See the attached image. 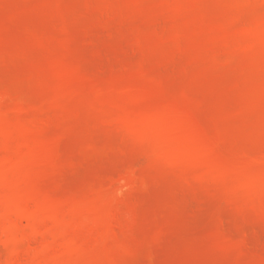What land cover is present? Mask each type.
<instances>
[{
  "label": "rangeland",
  "instance_id": "1",
  "mask_svg": "<svg viewBox=\"0 0 264 264\" xmlns=\"http://www.w3.org/2000/svg\"><path fill=\"white\" fill-rule=\"evenodd\" d=\"M0 264H264V0H0Z\"/></svg>",
  "mask_w": 264,
  "mask_h": 264
}]
</instances>
